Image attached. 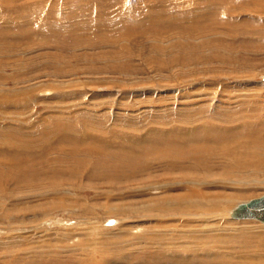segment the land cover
Returning <instances> with one entry per match:
<instances>
[{"label":"rangeland","instance_id":"rangeland-1","mask_svg":"<svg viewBox=\"0 0 264 264\" xmlns=\"http://www.w3.org/2000/svg\"><path fill=\"white\" fill-rule=\"evenodd\" d=\"M197 127L202 130L189 141L170 134ZM209 128L217 133L211 135ZM59 148L65 151L59 153L61 158L38 167L43 155L53 158ZM149 148L154 160L174 155L186 158L192 168L204 161L216 173L222 151L264 160V0H0V188L16 187V179L26 175L37 179L33 185H39L44 179L38 176L45 174L67 177L79 163L81 177L68 176L63 186L69 194L75 183L84 186L74 191L82 196L80 216H70L96 221L97 226L105 221L110 227L109 220L128 216L135 220L141 215L138 210L107 213L103 207L107 202L141 208L143 198L122 189L144 177ZM152 167L156 171L166 166L153 161ZM246 169L247 177L253 178L254 167ZM128 174L135 175L134 182L127 180ZM254 176L264 179V171ZM116 178L122 181L121 188L112 183ZM247 188L233 194L235 201L264 194L262 181ZM34 193L32 206L43 207L45 201ZM21 202L7 198L4 206L0 200V227L19 225ZM33 212L25 217L26 225L42 218L40 213L34 218ZM235 225L240 235L232 237L230 246H250L240 264H264V231L252 228L263 235L261 241L251 229L243 231L249 226ZM117 252L112 248L115 258L126 257L129 250ZM129 255L135 260L128 258V264L147 258L134 250ZM220 262L198 256L192 264Z\"/></svg>","mask_w":264,"mask_h":264},{"label":"bare ground","instance_id":"bare-ground-1","mask_svg":"<svg viewBox=\"0 0 264 264\" xmlns=\"http://www.w3.org/2000/svg\"><path fill=\"white\" fill-rule=\"evenodd\" d=\"M45 94H50V93L45 92ZM196 111H198V109ZM221 111H223L222 113H224V110H221ZM216 113H220V112H217V109H216ZM232 114L234 113L232 112ZM195 115H198V114H195ZM216 117L218 118L217 115ZM235 120H237V118ZM212 127L214 128V126ZM44 128H48V127H44ZM201 128L200 127L191 128V129L188 128L184 130L174 129L173 133H170V134H174L175 136L177 135L178 136L177 138H181L182 142H184V141H187L189 137L190 138L191 136L194 137V134H197V132H199V129ZM58 129L59 128L57 127V130ZM219 131H222V130L219 129ZM250 131H251V128H250ZM207 132H210L211 135H213L214 132H216V130L209 128L207 129ZM93 133L95 132L93 131ZM221 133L224 134V130ZM89 134L91 135V132ZM202 134H204V132ZM161 135L164 136L162 132H161ZM216 135L214 136V139L216 138ZM75 138H72L74 139L72 140V142L73 141L75 142ZM96 140L101 141L99 139H96ZM177 140H180V139H177ZM194 143H196L197 145L200 143V141L199 143H197L195 140ZM216 144L214 143V145ZM66 145L70 146L68 144ZM200 145L202 146V143ZM106 146L108 147L107 143H106ZM216 147L218 146H215L214 148ZM109 148H112V147H109ZM201 149L203 150L202 147ZM207 149L209 150V148ZM212 149H213V146H212ZM67 151L68 150H66V152ZM61 152L62 150L61 151L58 150L56 152L57 154H55L57 156H54L53 154V158L51 156L46 157L45 155H43V159L38 160V167L41 165V168H43L42 166L49 164L51 159L57 160L61 158V156L59 155V153ZM145 152H146V158H147L145 166L148 169H146L144 177L141 176L140 183L137 184L138 182H136V185L134 187L125 186L124 189H122L123 193L126 191L127 192L129 191V193H135L138 197H142L143 199L140 202L142 203L141 208L138 209V207H135V206L126 207V204L125 205L124 204L123 205L122 204L111 205L107 202L105 206L103 207L105 212L107 213L111 212L112 214H115V213L120 214L122 210L123 212L126 210H130V211L133 210L136 212L138 210V213H140L141 215H139V219H135V220L134 219L129 220L131 219V218H128L130 216L125 217L124 220L121 218H118V219L116 218L115 220H109L107 224L110 227H107L105 225V221L101 222L102 224L97 226L96 221H90L88 219L87 221L83 222L81 220L82 217L73 218L70 216L71 214L74 216H80L78 215L79 209L77 210V208H81L80 200L82 196L76 194L74 191L77 189L81 190V188H84V186L78 182L77 183L74 182L75 184L70 188L71 191H73V194H69L70 193L69 189L67 190L63 186L64 185L66 186L65 183H67L66 180H68L67 179L68 176L72 179L75 176L81 177L82 170L80 171L79 169L81 165V164L79 165V163L75 165V168H71L70 173L68 174L67 177H64V176L61 177L60 174L58 175L56 174L57 172L55 173V175H52V176L51 175L47 176V174H45L44 177L38 176L39 177L38 179L40 178L44 179L39 185L37 184L33 185V182L35 183L37 179H35V181H31L32 177L26 175L22 178L20 177L16 179L15 181L16 187H11V189L10 188L9 189L0 188V200H1L2 205H4L7 198L13 199V200L20 199L22 201L20 204L23 205L22 210L18 214L20 215L19 225H16V227L15 225L14 226L12 225V227L14 228L11 227L12 229H9V230L8 228L6 229L3 227H0V262L1 260H3V262H7V263L10 261V264H50L49 263L50 261L51 264H84L82 261V255L85 254L83 256V259L85 260L87 264H121L117 262L118 260L116 258L120 259L119 261L127 260L124 262L128 264L129 262L128 258H130L132 261L135 260L134 256L129 255V253L133 252L134 250L136 254L140 253L142 256L147 257V258H139V260L142 259L143 261H139V263H136V264H140V263L141 264L142 263L162 264V262H165L166 264H169V262L170 264L171 263L192 264L193 261L198 256L200 257L204 256L207 259H209L210 262H220L218 259H222V261L220 262L221 264H240L241 263L240 258H242V254L246 252L247 250L246 248H250V246L247 247L249 244L248 245L245 244L246 248L244 246H236V245L230 246V243H232L233 241L232 237L236 236L237 238H239V235H240V230L235 224L244 225L240 227L249 226V229L245 227L246 229H244L243 231H247L251 229L250 231L255 233L252 228H254V230L260 229L261 232L264 231V221L260 220L253 213H252L253 215L250 214L247 208L240 209V206L242 204L250 201L251 199L245 200V201H242V200L239 201L240 198H238L235 201L237 197H234L233 194L243 193L245 192L244 189L250 190V188H247V187H251V185L252 186L258 185L261 181L264 183V179H258L257 176L256 177L254 176L255 174L258 175L259 173H262V171H264L263 169H261L262 167H264L263 158H258L257 155L253 156L248 153L246 154V156L238 157V156L233 155L234 151L233 152L227 151V150L226 152L222 151L220 152L222 156L218 159L219 164L215 165V168L217 170L219 169L216 173V172H213L212 170V168L214 167L210 166L207 162H204V161L200 162V164L198 163L195 164L194 168H192L191 167L192 165L186 164L187 162L186 158L178 159L177 156L175 157L173 155L169 158V160H159V159L154 160L155 157H152V153H150L149 155L150 148L148 150H145ZM62 153H65V151ZM76 153L77 152L75 151V154ZM104 153L109 154L108 152H104ZM160 153H163V152H160ZM65 156H67V154ZM245 158H246V161H245ZM241 159L242 160L244 159L245 161L244 164L241 162ZM73 161H74V158H73ZM113 161H115V159ZM153 161H156V163L159 164V167H162V166H166V167L153 171L152 170ZM35 163H37V161ZM214 163H217V162H214ZM64 166L66 165L64 164ZM68 166H70L69 163L66 167H63L62 165V168L66 169L68 168ZM15 167L16 166H14V168ZM247 167L250 169L251 168L253 169L254 167V169L252 170V173L254 174L253 178L252 176H250L252 179L249 178V176L247 177V174H248L247 173L248 169H246ZM16 168H19V167H16ZM57 169H59V166ZM47 171L45 170L44 172L47 173ZM58 172L60 173L63 172L61 167H60V171ZM135 178H136L135 175L133 176V175L128 174L127 176V180L131 182H134ZM73 181H76V180H73ZM104 183H105V180H104ZM112 183H114L115 187L117 188L119 187L121 188V186H123L122 181L117 180V178ZM36 191H38L39 194L41 195L40 199L45 201L43 207H40V206L38 207V205L32 206L31 204L32 202L30 200V197H32V193L33 192L36 193ZM109 191L110 190H108L107 192ZM260 196L252 198V199L259 198ZM31 207L33 208V211L35 210L37 211V212L32 211L34 213L33 217L35 218L37 215L39 216V213H40L42 218L39 220V222L34 223V224H33V220L32 222L29 220L32 224L28 222L29 225L28 223L26 225L25 217L28 215H31L30 214L32 213L30 211ZM139 210H142V211H139ZM130 211H129L130 215L133 214ZM243 218H246V219L252 218L260 222L255 225H248V223L245 221H241L242 223H236V221L233 222L234 219H243ZM36 219L38 220L39 218H36ZM255 234L257 235V233ZM84 236H86V238H84ZM262 236H259V240L262 238ZM112 248L114 249V252L115 250H117L118 251L117 253H120V251L122 252L124 250L126 251L127 249L129 250V252L126 257L120 254V256L115 258V256H113L114 254L112 255ZM229 251H231V253H229Z\"/></svg>","mask_w":264,"mask_h":264},{"label":"water","instance_id":"water-1","mask_svg":"<svg viewBox=\"0 0 264 264\" xmlns=\"http://www.w3.org/2000/svg\"><path fill=\"white\" fill-rule=\"evenodd\" d=\"M243 208H247L250 214L253 213L260 220L264 221V195L256 199H251L250 201L242 204L240 206V209H243Z\"/></svg>","mask_w":264,"mask_h":264}]
</instances>
